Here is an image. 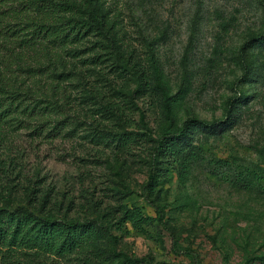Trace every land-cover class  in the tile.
Instances as JSON below:
<instances>
[{
    "label": "rangeland",
    "instance_id": "rangeland-1",
    "mask_svg": "<svg viewBox=\"0 0 264 264\" xmlns=\"http://www.w3.org/2000/svg\"><path fill=\"white\" fill-rule=\"evenodd\" d=\"M100 13L114 48L99 58L87 41L58 50L61 79H16L0 59V86L30 88L54 106L49 115L0 121V209L98 222L100 238L93 251L65 257L0 247V264H129L120 253L139 264H264L257 1L102 0ZM232 99L241 118L228 131L196 135L186 182L162 162L147 188L152 144L124 148L123 135L158 139L171 119L220 121ZM111 100L122 111L111 112ZM123 208L141 219L126 220Z\"/></svg>",
    "mask_w": 264,
    "mask_h": 264
},
{
    "label": "trees",
    "instance_id": "trees-1",
    "mask_svg": "<svg viewBox=\"0 0 264 264\" xmlns=\"http://www.w3.org/2000/svg\"><path fill=\"white\" fill-rule=\"evenodd\" d=\"M101 1L0 0V36L3 39L0 59L5 64V69L12 72L16 79L20 78L19 74L32 81L45 75H48V78L53 76L61 79L62 74H56L58 62L55 58L58 50H68L87 41L92 45V49H99V58L101 53L114 48L100 13ZM256 1L264 18V0ZM253 40L264 45V35ZM108 105L113 113L122 111L118 102L111 100ZM53 112L54 106L45 100L35 99L30 88L18 91L13 88L11 81L0 86V121L16 116L32 119ZM240 118V108L232 99L227 102L223 120L207 122L191 119L180 126L171 119L170 127L158 139L147 133H126L121 144L128 148L131 143H136L137 139L152 144L151 174L147 188L156 186L162 162L174 165L179 180L185 183L191 162L196 157V147L193 143L196 135L200 132L212 135L228 131ZM143 197L148 200L147 194H143ZM121 213L126 220L133 223L141 219L136 210L123 208ZM101 229L103 227L93 221L71 223L54 219L50 215H37L29 210L0 209V247L7 250H29L62 257L89 252L95 249ZM120 256L129 264L144 261L127 253H120Z\"/></svg>",
    "mask_w": 264,
    "mask_h": 264
}]
</instances>
